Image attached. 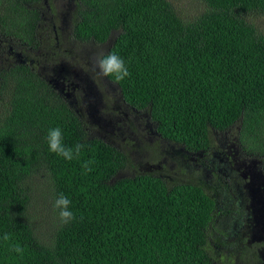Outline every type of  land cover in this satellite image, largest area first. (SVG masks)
I'll return each mask as SVG.
<instances>
[{
    "label": "trees",
    "instance_id": "16d2710c",
    "mask_svg": "<svg viewBox=\"0 0 264 264\" xmlns=\"http://www.w3.org/2000/svg\"><path fill=\"white\" fill-rule=\"evenodd\" d=\"M44 1L0 0V35L33 40ZM183 3L76 0L71 20L99 59L115 53L124 61L128 76L106 77L169 148L202 152L215 135L236 131L245 156L264 168V0ZM68 79L53 85L29 66L0 62V264H214L222 255L226 264H264L258 244L223 231L219 199L197 181L168 186L89 138L60 91L76 83ZM56 127L66 147L84 146L78 158L49 151ZM87 161L94 163L85 174ZM61 193L75 217L68 224L53 209Z\"/></svg>",
    "mask_w": 264,
    "mask_h": 264
},
{
    "label": "flooded vegetation",
    "instance_id": "af4514ba",
    "mask_svg": "<svg viewBox=\"0 0 264 264\" xmlns=\"http://www.w3.org/2000/svg\"><path fill=\"white\" fill-rule=\"evenodd\" d=\"M75 1L51 0L49 2V0H45L43 3L45 8L40 10L41 21L48 15V18L52 22V28H50V23L46 26L40 23L37 29H35L33 40L29 39V37H21L16 34L12 36L0 35V62L6 63L9 66L14 64L29 66L45 81L49 80L53 85H58L61 81L69 80L68 69L66 68L68 59L72 60V67L75 72L78 69L88 70L89 62L87 58L92 54H97L99 47H96L94 42L81 41L77 38L73 29V20H70L71 24L68 25L70 29L67 34H63L64 27H59L58 20H56V18H60L62 15L57 12L58 8L63 5L59 10L61 11L66 5H71V9H75ZM29 7L33 11L36 10L34 5H29ZM66 41L72 46V51L70 52L66 51ZM54 44L57 47H60L62 44L64 47L63 53L53 52V49H55ZM65 56L64 66L63 60ZM75 60H77L76 63ZM97 61H99V58ZM60 66L63 69H60ZM50 71H54V73L49 78ZM102 76L106 83L115 87L117 95H114L115 101L111 105H107L102 111V108L97 110L96 113L99 114L97 121L101 122L100 124L111 122L113 127L105 129L102 128V125H99L101 128L97 130L87 128L89 138H98L114 146L131 158L141 173L154 174L162 178L168 186H173L178 181H197L203 190L206 189L209 193H213V197L219 199L216 203L215 215L216 222L222 225H220L222 229H225L223 231L227 232L230 229L227 233L237 236L240 230L246 228L247 223L251 221V217L253 216L250 210L251 203L253 200L259 201V197L257 199L251 198L247 192V183L254 179L257 172H264V168L258 165V161L246 156L254 167L247 168L246 166H240V161L235 160L237 156L247 163L241 147L238 145V150H227L223 147V143L215 147V141L205 151L197 153L185 152L177 146L169 148L168 142L158 133L156 124L149 115L144 110L129 106L124 100L119 87L109 81L105 75L102 74ZM57 78L60 81H57ZM87 78L88 81L91 80L90 76H87ZM90 84L94 90H96V87L97 89L100 88V85H95L91 81ZM63 86L60 88L61 93L64 92L66 94L67 101L74 107L77 102L73 103L70 100V95L67 93L71 90L70 86L67 89ZM81 86L78 84L80 91ZM96 92V94L104 97L103 93L100 94V90ZM113 106L118 109L124 107V110L134 113L136 115L135 121L131 119L124 122L112 120L110 111ZM75 110L78 112V109ZM78 114L85 121L87 115L80 112ZM216 134L218 133L216 132ZM227 138L229 139V137ZM241 169H244V172H241ZM130 175L134 176V171ZM261 181L262 178L259 179V182ZM260 184L262 185L264 182ZM236 190L237 196L234 194ZM227 202L230 204V210L227 209ZM220 219L222 220L220 221ZM223 260L224 257L222 255L221 263H223ZM220 261L217 259L214 264H220ZM223 264H226L225 261Z\"/></svg>",
    "mask_w": 264,
    "mask_h": 264
},
{
    "label": "rangeland",
    "instance_id": "374dc122",
    "mask_svg": "<svg viewBox=\"0 0 264 264\" xmlns=\"http://www.w3.org/2000/svg\"><path fill=\"white\" fill-rule=\"evenodd\" d=\"M182 1L184 2L183 7L185 8L189 7L192 2V0H177V3L178 2L182 3ZM62 7L63 5L60 6L57 11L59 12V14H62V15L60 18H56V20H60L58 22V26H61L62 28L64 27L63 34L65 33L67 34L70 29V27L68 28V25L71 24L70 15L73 9H71L72 8L71 5H66L61 11H59ZM49 23H50V28H52V22L48 18V15H46V17L43 18L42 20V24L46 26ZM259 24L264 29V18L259 20ZM65 46H66V51L68 52L72 51V46L69 45L67 41H66ZM54 47L55 49H53V52H56L59 54H61V52L63 53L62 50L64 47L62 44L60 45V47H57L56 44H54ZM73 48H74V45H73ZM100 56L101 54H92L91 56L87 58L89 62L88 70L81 69L79 72H75L74 68L72 67L73 62L71 59H68V65L66 67L68 69V77L73 80L75 79V82H76L73 86H70L71 90L67 92L70 95V100L73 103L77 102L74 106L76 109H78V112L87 115V118L85 119L86 128L94 129V130L101 128L99 125H102V128H105V129L107 128L111 129L113 127V124L111 122H107V124H100L101 122L97 121L99 114H97L96 112L97 110L101 108H102L101 111L104 110V108L107 105H111V103L115 101L114 95H117L116 93L117 91L115 87L112 85H109V83H106L104 81L105 79L103 78L102 74L99 72L100 69L98 66L97 59ZM65 58L66 56L64 57V60H63L64 66H65ZM76 61L77 60H75V63ZM60 69H63V67L60 66ZM53 73L54 71H50L48 75L49 78L50 76H53ZM87 76H90L91 78L90 81L93 84L100 85V88L97 89L96 87V90H94L92 88V85L90 84V81H88ZM57 81H60V79L58 80L57 78ZM78 84L82 85L81 91L78 88ZM63 87L67 89L66 86H63ZM98 90H100V94L102 93L104 94V97H101L99 94H96L97 93L96 91ZM125 111L127 110H124V107H121L120 109H118L117 107L113 106L110 111L112 120H118L119 122H124V121L131 119L132 121H135L136 115L129 111L127 112ZM145 130H146V127H145ZM227 137H229V139ZM237 138L238 136H237L236 131H233V133L231 134L222 133L220 135H215L214 137L215 147H218L220 143H223V147H225V149L227 150L229 149L238 150ZM164 144L168 145L167 143H164ZM244 158L247 160V163L244 162L242 158L241 159L238 158V156L236 157L235 160L240 161L239 162L240 166H246L247 168L254 167V165H251V162L248 160L246 156H244ZM240 171L244 172V169H241ZM130 174L131 173H129L128 175ZM260 178H262L263 180L262 182H264V172L262 171L257 172L255 175V179H252L247 183L248 195H250L251 198L253 197L256 199L257 197H259V201H255V200L252 201L251 208H250V210L253 213V216L251 217L252 219L249 223H247L246 228H244L243 230H240L239 233L242 235L243 243L253 244V245L254 243L258 244L257 247L259 248L258 250H260V257H263L264 256V214H263L264 213V184L262 185L260 184L262 183L258 181ZM254 215L256 216V218ZM238 228L241 229L240 227ZM252 239H254L255 242ZM250 241H252V243H250ZM240 261H242V259ZM240 261L237 264H244Z\"/></svg>",
    "mask_w": 264,
    "mask_h": 264
},
{
    "label": "clouds",
    "instance_id": "9594fccd",
    "mask_svg": "<svg viewBox=\"0 0 264 264\" xmlns=\"http://www.w3.org/2000/svg\"><path fill=\"white\" fill-rule=\"evenodd\" d=\"M98 66L101 74L105 76H115L116 80H122L128 76L129 73L124 65V61L117 56L115 53H109L106 56H102L98 61ZM47 143L49 151L63 157L64 159L71 161L74 158H78L81 149L84 147L82 144L75 145V148L66 147L63 143V132L59 127L49 129L47 135ZM94 161L85 162L82 167L85 170V174L90 172L92 169L89 167ZM71 201L63 193L55 199L53 204L54 211L58 210V216L61 224L70 223L75 217L73 212L70 210ZM3 239L8 241L10 236L5 234ZM13 251L23 255V249L19 245H14Z\"/></svg>",
    "mask_w": 264,
    "mask_h": 264
},
{
    "label": "water",
    "instance_id": "95a60500",
    "mask_svg": "<svg viewBox=\"0 0 264 264\" xmlns=\"http://www.w3.org/2000/svg\"><path fill=\"white\" fill-rule=\"evenodd\" d=\"M264 214V213H263ZM255 216V215H254ZM255 218H256V216H255Z\"/></svg>",
    "mask_w": 264,
    "mask_h": 264
}]
</instances>
